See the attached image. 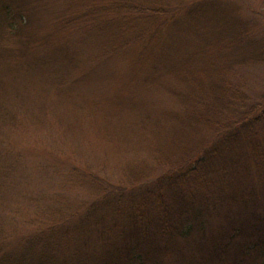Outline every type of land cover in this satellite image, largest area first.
Instances as JSON below:
<instances>
[{
	"label": "trees",
	"instance_id": "obj_1",
	"mask_svg": "<svg viewBox=\"0 0 264 264\" xmlns=\"http://www.w3.org/2000/svg\"><path fill=\"white\" fill-rule=\"evenodd\" d=\"M74 1L90 7L63 22L71 35L105 26L117 38L88 54L89 65L110 61L112 49L131 50L143 66L177 74L181 104L157 144L176 150L166 160L152 154L147 164L160 169L142 168L127 188L99 178L95 165L65 160L79 181V203L47 214L58 204L22 196L32 210L17 204L15 226L0 222V264H264V92L242 93L238 80L240 70L264 65V12L255 23L231 0ZM22 17L12 1L0 0V26L9 33ZM26 48L7 50L12 65ZM151 122L162 130L160 120ZM193 135L200 144L186 147Z\"/></svg>",
	"mask_w": 264,
	"mask_h": 264
},
{
	"label": "rangeland",
	"instance_id": "obj_2",
	"mask_svg": "<svg viewBox=\"0 0 264 264\" xmlns=\"http://www.w3.org/2000/svg\"><path fill=\"white\" fill-rule=\"evenodd\" d=\"M9 1L23 10V19L11 33L0 26V222L7 228L13 225L10 219L18 217L17 204L20 212L30 207L28 199H21L25 194L46 195L45 206L58 204L47 207V214H53L52 209L68 211L79 203V181L68 169L72 165H63L65 160L95 165L99 178L119 188L130 186L132 175L142 168L157 172V164L147 163H153L152 154L166 160L170 149L176 150L164 145L160 151L157 144L165 142L158 132L169 130L176 119L175 107L181 104L174 95L181 87L177 74L172 77L164 68L143 66L131 50L116 53L110 48V61L94 59L96 66L86 62L88 54L103 50L99 48L103 41L117 39L111 37L114 31L107 34L105 26L96 32L92 27L72 35L67 31L63 22L90 6L74 5V0ZM231 1L255 23L263 19L261 0ZM78 44L84 47L80 52ZM21 45L30 51L23 52L19 66H14L7 50ZM189 65L194 70L196 64ZM149 77L158 81L148 83ZM238 80L244 86L242 93L257 98L264 92V65L240 70ZM183 86L185 90L187 84ZM155 119L162 123L161 131L155 122L149 124ZM193 140L194 135L185 146L200 144Z\"/></svg>",
	"mask_w": 264,
	"mask_h": 264
}]
</instances>
